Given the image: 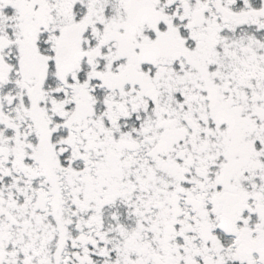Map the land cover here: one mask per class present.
<instances>
[{
    "label": "snow or ice",
    "instance_id": "snow-or-ice-1",
    "mask_svg": "<svg viewBox=\"0 0 264 264\" xmlns=\"http://www.w3.org/2000/svg\"><path fill=\"white\" fill-rule=\"evenodd\" d=\"M0 264H264V0H0Z\"/></svg>",
    "mask_w": 264,
    "mask_h": 264
}]
</instances>
